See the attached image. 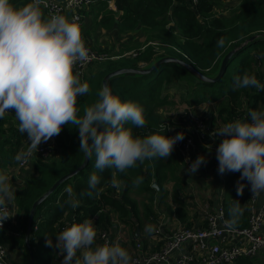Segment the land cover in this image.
Instances as JSON below:
<instances>
[{
	"label": "trees",
	"instance_id": "16d2710c",
	"mask_svg": "<svg viewBox=\"0 0 264 264\" xmlns=\"http://www.w3.org/2000/svg\"><path fill=\"white\" fill-rule=\"evenodd\" d=\"M16 1L11 0L10 3L16 7ZM220 2L221 0H198L196 5H191L188 0H94L92 8L95 11V28L110 30L117 25L119 32H130L140 25L146 36V45L143 49L138 47L133 50L137 53L135 57L125 56L92 63L87 67L80 79L82 83L89 84L90 92L78 96V116L82 117L85 109L98 100L97 93L102 89L103 78L117 69H138L142 65L147 68L163 57H174L189 63L200 74L214 78L223 58L230 51L235 53L228 60L225 73L219 81L212 84L199 81L177 64H162L147 75H122L110 79L109 87L113 95L118 96L122 102H134L145 109L146 126L136 128L129 123L127 127L134 137L140 138L151 134L170 137L169 127L182 128L184 121L164 122L165 117L161 113L163 107L175 105V101L169 99L170 89L181 91L182 102L190 107L206 102L214 103L215 109L202 119H207L206 122L215 131L226 123L247 121L250 111L263 109L264 90H233V84L235 77L245 73L255 75L264 84V0H239L227 19L214 14L213 9ZM29 3L30 0L24 1L25 5ZM110 3L114 5V11L109 8ZM41 11L46 19L45 11ZM221 38L224 40L223 47L217 44ZM8 111L11 117L1 123L15 117L14 110ZM186 124L191 125L190 121ZM188 133L189 130L184 137ZM208 140L206 138L205 141ZM221 142L222 138L217 136L213 146L217 149ZM54 145L58 155L48 161L39 158L33 161L34 174L27 178L25 188L16 192V202L21 212L17 226H7L0 230V246H6L8 253L18 250L27 253L24 237L33 203L56 181L83 163L84 152L79 151L80 138L76 125L62 126L61 133L54 137ZM95 159L93 152L82 171L63 183L37 207L29 237L34 264H52L54 254L59 250L46 246V240L50 238L55 245L56 235L74 223L92 219L99 228L105 229L116 216L120 222L133 228L138 222L139 209L138 204L130 197L132 189L137 187L141 193L151 195L156 192L151 187L153 182L161 187L167 170L175 172L182 165L181 155L174 146L167 162L159 158L145 160L143 164L138 162L136 167L124 173L116 172L115 179L121 184L118 192V188L112 185V173L116 170L106 169L101 173L95 168ZM92 174L100 177V184L97 186L98 194L94 192L89 197L86 193ZM137 177H143V183L139 186L133 184ZM238 178V173L226 172L223 209L227 221L232 218L229 211L235 201L238 200L243 208L247 201L246 191L242 196L237 195L235 182ZM69 188L72 190L71 195L80 199L79 208L73 209L65 204L69 198L66 191ZM150 198L149 205L142 208L144 217L149 220L150 217H155L151 210L153 197ZM163 198L164 194L159 200ZM175 215L180 222L184 221L185 212L182 207L175 209ZM246 223L247 214L244 210L235 228H242ZM26 257L29 262L28 253ZM234 264L260 263L255 259L242 258Z\"/></svg>",
	"mask_w": 264,
	"mask_h": 264
},
{
	"label": "clouds",
	"instance_id": "9594fccd",
	"mask_svg": "<svg viewBox=\"0 0 264 264\" xmlns=\"http://www.w3.org/2000/svg\"><path fill=\"white\" fill-rule=\"evenodd\" d=\"M42 3L44 0H32L16 8L10 0H0V119L8 110H14L19 131L27 134L29 142L26 150L15 155V162L27 165L42 143L58 136L62 126L69 124L79 129V151L89 157L95 153L96 169L101 173L106 169L116 170L112 173L114 187L120 186L116 172L124 173L145 160L170 157L176 143L185 138L184 134L134 137L127 125L145 127V109L134 102H122L107 85L99 90L98 100L85 109L83 117L78 116L77 98L88 94L90 86L81 82L79 72L74 74V67L89 59V50L80 26L59 14L45 19ZM217 44L223 47V38ZM240 88L262 91L264 84L255 75L245 73L235 77L233 90ZM211 135L222 138L216 149L218 173H240L237 195L242 196L246 187L241 181H247L253 197L264 193V110H252L247 121L226 123ZM206 164V158L199 156L187 173L196 174ZM141 183L143 177L133 181L135 186ZM99 184L100 177L90 175L86 195L98 194ZM66 191L69 198L65 204L79 208L80 199L71 195V188ZM16 192L7 172H0V229L13 217L9 206L13 205ZM243 212L236 200L229 211L232 218L225 225L234 228ZM154 230L151 225L145 229L149 234ZM96 238L94 221L86 219L57 234L55 245L47 239L46 246L59 250L62 264H135L119 243L98 245Z\"/></svg>",
	"mask_w": 264,
	"mask_h": 264
},
{
	"label": "crops",
	"instance_id": "0c3cea01",
	"mask_svg": "<svg viewBox=\"0 0 264 264\" xmlns=\"http://www.w3.org/2000/svg\"><path fill=\"white\" fill-rule=\"evenodd\" d=\"M24 1L25 0H17L16 8H22L23 6H25ZM56 1L61 2V0ZM93 3L84 10L82 22L80 25L82 39L84 40L85 45H87L92 51L96 53L106 52L110 56L114 57L113 60H115L121 57L128 56L129 53L133 52V50L138 47H145L146 36L140 25H138L133 31L130 32H119V29H117L116 27L117 25L113 26L110 30L95 28L93 25V16L95 14V11L92 8ZM238 3L239 0H221L220 4L213 9L214 14L221 19H227L229 16L228 14H230V12L237 7ZM109 8L111 9V11H114V5L112 3L109 4ZM68 15L69 11L68 9H65L63 16L68 19ZM122 53L123 55H121ZM168 94L170 96L169 99L175 101V105H177L178 101H176L175 98L171 97L174 93H171L169 91ZM181 103L182 105L178 107L176 111V116L181 115L183 119L181 120L184 121L185 124L182 125V128L169 127L168 130L169 133L172 134V137L177 135V133L186 134L187 130L191 129V127H193L194 125L193 119L203 118L207 113L206 108L214 105V103L212 102H206L190 107L187 106L184 102ZM184 106L187 107V110L189 109L192 111L184 110L180 112V109ZM261 110H264V108ZM186 112H188L187 115L185 114ZM190 113L193 114V117ZM10 117L11 113L8 111L5 113L3 119H0V172H7L14 187L17 189V191H20L25 188L27 178L30 175L34 174L32 167L33 162L28 163L24 168L19 167L15 162V155L22 150H26L29 142L27 140V134H22L19 131V122L15 117L1 123L2 120ZM189 121L191 125L186 124ZM52 141H54V139H50L46 143ZM205 146H197V157H205L207 160V164L202 165L198 169L196 174L187 173V171L184 170L183 165H181L179 170L176 169L175 172H170L171 170H167L166 179L162 182L161 187H158V189H156V192L152 193L151 195L141 193V191L137 187L132 189L130 194H134L137 196L139 194V196H141V199H139L138 201L136 200L140 208L138 222L133 228L125 226L123 228L124 232L120 233H118L119 230L116 231L119 225H117V227L115 228L113 227L110 233L111 235L109 244L119 243L130 253L132 258H134L139 256V253L135 250L136 242L140 241L149 247L152 246L150 245V238L152 233L149 234L145 231L146 226L151 225L153 227H158L160 228L162 233L166 235L175 225V223L179 221L175 215V209L177 207H182L184 209L185 219L182 222L184 225L190 224L188 221L190 212L199 214L207 207H223V201L225 197L226 173L223 175L218 173V161L216 159V153L212 152L209 147L206 148ZM165 160L166 162L168 161V159ZM215 161H217V164H215ZM238 174L240 178V173ZM237 181L235 182L236 186ZM241 183L245 184V181H241ZM117 188V191L119 192L121 189V184ZM245 191L246 188H244L243 193ZM163 194V200H159V197L163 196ZM151 196L153 197L151 210L154 212L155 217H150L149 220L148 218L144 217L142 208L146 204L149 205ZM261 196L264 199V193H262ZM9 207L13 213V220L15 221L14 226L16 227L17 220L21 215L16 199L13 205H10ZM243 209H245V205ZM116 221L119 220L117 219V217H114L111 224ZM94 227L97 229L96 244L104 245V243L100 239L101 229L96 227V225H94ZM136 227H139L138 236L135 235ZM115 233H118L120 238L114 236ZM157 246H159L158 243ZM13 255L15 258H13ZM263 255L264 250L256 258V261L260 264H264V261H259L260 257ZM26 256L27 253H25L23 250H18L16 252H13L12 254L9 252V258L6 260V263L16 264L17 262V264H28L29 262ZM62 260L63 257L60 256L57 252L54 254L52 264H62Z\"/></svg>",
	"mask_w": 264,
	"mask_h": 264
},
{
	"label": "built area",
	"instance_id": "2783aa9c",
	"mask_svg": "<svg viewBox=\"0 0 264 264\" xmlns=\"http://www.w3.org/2000/svg\"><path fill=\"white\" fill-rule=\"evenodd\" d=\"M188 2L191 5H196L198 0H188ZM30 3H32V0H30ZM92 3L93 0H61V2L44 0L40 8L45 11L46 19L56 14L63 15L64 10L68 9L69 21L80 26L84 10ZM85 47L89 50V59L86 62L78 63L74 67V74L79 72L81 74L80 77H83L90 64L114 59L106 52L96 53L87 45ZM136 54L133 51L128 56L135 57ZM141 67H145V65ZM206 121L202 118L193 119L194 128L189 129L188 135L175 145L181 155L185 171L197 158V145L195 142L198 145H206V148L209 147L212 152L216 153V148L213 145L217 136L213 137L211 135L215 130ZM206 138L209 140L205 141ZM57 155L58 152L54 141L44 143L39 146L37 152L33 153L29 163L38 158L48 161ZM215 164H217V161H215ZM18 166L24 168L26 165ZM245 185L247 194L244 209L247 214L246 226L228 228L225 225L227 219L222 206L216 208L207 207L199 214L190 212L188 221L191 226L188 227L177 221L166 235L162 233L160 228L154 227L155 230L150 238L151 247L140 241L136 242L135 250L139 253V256L132 258L135 264H234L242 258L256 259L264 250V199L261 195L253 197V194L249 191L250 185L247 181H245ZM13 219L14 216L5 221L3 228L7 226L15 227ZM93 221L94 225H96L95 220ZM117 225L119 226L117 227ZM125 226L127 225L120 221L112 223L105 229L96 225V227L101 229L100 239L104 244L110 243V233L113 227H117L116 231L119 230L118 233H120L124 232L123 228ZM117 234L115 233L114 236L120 238L119 234ZM157 243L159 246H157ZM8 256L7 247L0 246V262L7 264Z\"/></svg>",
	"mask_w": 264,
	"mask_h": 264
},
{
	"label": "water",
	"instance_id": "95a60500",
	"mask_svg": "<svg viewBox=\"0 0 264 264\" xmlns=\"http://www.w3.org/2000/svg\"><path fill=\"white\" fill-rule=\"evenodd\" d=\"M234 53H235V51H230L223 58V60L220 64L219 71L214 78L207 77V76L200 74L189 63H187L183 60H180V59H177L174 57H163V58L159 59L158 61H156L155 63H153L150 67H147V68H145V67H140L138 69L121 68V69H117L111 73H108L102 80V87L105 85H107L109 87V81H110V79H112L114 77H118V76H122V75H147V74H150L151 72L156 70L158 68V66H160L162 64H177V65L183 67L185 70H187L190 74H192L196 79H198L201 82L211 83V84L216 83L217 81H219L221 79V77L225 73L227 62ZM77 130H78V135H79V129H77ZM88 161H89V156L84 153L83 163L78 168H76L72 172L66 174L65 176L61 177L58 181H56L52 185V187L44 195H42L39 199H37L33 203L32 207L30 209V212H29L27 229H26V234L24 237V243H25V247H26V250L28 253V257H29V263L28 264H34V253L30 247V244H29V237H30V233H31V225H32L33 218H34L35 211H36L37 207L42 202H44L45 199H47L58 187H60L63 183L70 180L72 177H74L80 171H82L86 167ZM151 187L158 189L157 183H153L151 185ZM138 234H139V227H136L135 235L138 236ZM0 264H4V263L0 262Z\"/></svg>",
	"mask_w": 264,
	"mask_h": 264
},
{
	"label": "rangeland",
	"instance_id": "374dc122",
	"mask_svg": "<svg viewBox=\"0 0 264 264\" xmlns=\"http://www.w3.org/2000/svg\"><path fill=\"white\" fill-rule=\"evenodd\" d=\"M229 15V14H228ZM171 91V93H174L171 97H173V98H175L176 99V101H178V104L177 105H175V106H172V107H163L162 108V112H163V115H164V122H167L168 123V121H173V122H176V121H179V120H181L182 119V116L181 115H177L176 116V111H177V109H178V107H180L181 105H182V100H183V96L182 95H180L181 94V91H177V90H175V89H170ZM212 107V108H211ZM210 108V109H209ZM209 108H206V110H207V113L206 114H208L211 110H213V109H215V106L214 105H211ZM184 110H187V107H183V108H181L180 109V112H182V111H184ZM187 111H192V110H187ZM161 112V113H162ZM187 113L188 112H186L185 114L187 115ZM191 114V113H190ZM192 115V117H193V114H191ZM177 119V120H176ZM183 120V119H182ZM174 133V132H173ZM169 136L170 137H172V134H170L169 133ZM136 194H138V193H136ZM130 197H132V200H134L135 202H136V200L138 201L139 199H141V196H139V194H138V196L137 195H134V194H130ZM137 203V202H136ZM138 209L140 210V208H139V205H138ZM139 213H140V211H139ZM39 250H41V247H39L38 248ZM13 258H15L14 257V255H13ZM256 260V259H255ZM259 261H264V255L263 256H261L260 257V259H259ZM16 264H17V262H16Z\"/></svg>",
	"mask_w": 264,
	"mask_h": 264
}]
</instances>
